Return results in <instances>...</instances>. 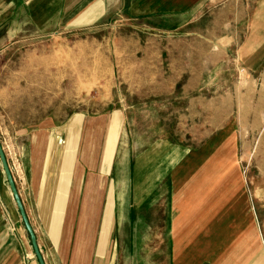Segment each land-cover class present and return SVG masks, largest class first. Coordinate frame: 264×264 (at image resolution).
Returning a JSON list of instances; mask_svg holds the SVG:
<instances>
[{
  "label": "rangeland",
  "instance_id": "obj_1",
  "mask_svg": "<svg viewBox=\"0 0 264 264\" xmlns=\"http://www.w3.org/2000/svg\"><path fill=\"white\" fill-rule=\"evenodd\" d=\"M250 1H238L236 11L230 0L210 3L205 17L194 24L195 34L186 26L175 30L176 19L144 26L125 19L119 10L99 32L51 33L50 69L59 71L61 63V81L20 82L17 109L24 113L14 123L5 115L0 119L1 146L20 196L30 195L31 146L26 140H12L16 128L33 127L51 116L66 121L76 112L88 125L103 127L115 112L117 124L109 130L104 155L106 128L98 140L99 168L108 173L115 199L114 264H170L166 198L154 204V194H148L140 207L139 194L152 190L156 175L183 163L193 168L195 162V168V157H200L204 170L221 168L218 160L229 170L236 191L243 193L242 200L258 221L264 252V69L250 73L237 56ZM114 32L120 35L112 40V49ZM108 38L110 49L106 46L98 57L90 43H106ZM1 63L2 77L11 71L10 52ZM124 74L125 84L107 81V76ZM100 75L103 80H98ZM14 107H7L8 112ZM92 135L88 137L97 139L95 132ZM80 164L84 169L90 166ZM12 205L0 167V218L10 217ZM8 252L2 253L3 262L14 255L7 264H30L21 244L17 253Z\"/></svg>",
  "mask_w": 264,
  "mask_h": 264
},
{
  "label": "crops",
  "instance_id": "obj_2",
  "mask_svg": "<svg viewBox=\"0 0 264 264\" xmlns=\"http://www.w3.org/2000/svg\"><path fill=\"white\" fill-rule=\"evenodd\" d=\"M219 1L224 0H0V65L7 52L11 65L8 75H0V119L5 115L14 123L24 113L17 109L20 82L61 81V63L59 71L52 73L50 69L47 38L51 33L99 32L107 29L119 10L125 19L144 26L158 19H176L179 22L175 30L186 26L190 34H195L196 21L205 17L210 3ZM230 1L235 2V11L238 1L242 5V0ZM250 3L237 56L250 73H259L264 69V0ZM117 34L120 32L110 37L112 49ZM90 44L96 46L98 57L100 50L106 46L110 49L109 38L106 43ZM209 48L203 45L204 50ZM205 58L211 59L210 52ZM63 75L66 78L65 72ZM102 76L98 80H103ZM107 81L125 84L126 74L107 76ZM13 106L14 110L8 112L7 107ZM114 113L103 127L93 122L88 125L81 112H76L66 121L44 117L33 127L23 124L15 129L20 133L12 140H26L31 146V196L18 194L44 264H114L117 250L111 243V233L115 199L108 173L99 168L98 156L102 128H106L104 145L101 142L104 155L109 130L114 131L117 124ZM94 132L97 139L88 137ZM2 134L0 124L1 145ZM195 160L198 164L194 168ZM83 162L90 166L84 169L80 164ZM218 162L221 168L204 170L200 157H195L191 159L193 168L183 163L156 175L152 190L148 187L139 194L140 207L148 194H154V204L166 198L170 264H264L258 221L248 202L242 200L243 193L236 191L229 170L222 168L221 160ZM9 196L12 200L10 191ZM9 214L6 219L0 218V264H7L14 256L9 255L3 262L2 253H17L20 244L26 257L31 258L30 264H38L14 202Z\"/></svg>",
  "mask_w": 264,
  "mask_h": 264
},
{
  "label": "water",
  "instance_id": "obj_3",
  "mask_svg": "<svg viewBox=\"0 0 264 264\" xmlns=\"http://www.w3.org/2000/svg\"><path fill=\"white\" fill-rule=\"evenodd\" d=\"M0 167H1V171L2 174L4 176L6 185L8 187V190L10 191V195L12 197V200L14 202L15 205V209L19 214V218L24 226V229L28 235L29 238V243L30 246L32 248L34 257L36 258V261L38 264H44L43 258L39 252L38 246H37V242H36V237L35 234L32 230V227L27 219L26 213L24 211L22 202L20 200L19 194L17 192L13 177L11 175L4 151L2 149V146L0 144Z\"/></svg>",
  "mask_w": 264,
  "mask_h": 264
}]
</instances>
